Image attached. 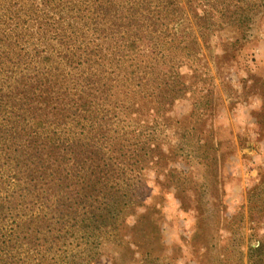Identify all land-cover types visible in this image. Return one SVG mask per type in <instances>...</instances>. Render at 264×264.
Here are the masks:
<instances>
[{
    "label": "trees",
    "instance_id": "16d2710c",
    "mask_svg": "<svg viewBox=\"0 0 264 264\" xmlns=\"http://www.w3.org/2000/svg\"><path fill=\"white\" fill-rule=\"evenodd\" d=\"M40 1L43 15L22 24L27 34L0 32V264H33L23 243L41 234L99 239L127 225L142 204L119 193L151 159L154 139L116 110L121 96L150 98L158 113L189 96L182 60L199 58L217 25L196 16V34L182 0ZM252 252V264L264 263L263 241Z\"/></svg>",
    "mask_w": 264,
    "mask_h": 264
},
{
    "label": "rangeland",
    "instance_id": "374dc122",
    "mask_svg": "<svg viewBox=\"0 0 264 264\" xmlns=\"http://www.w3.org/2000/svg\"><path fill=\"white\" fill-rule=\"evenodd\" d=\"M242 1L239 5L236 0H182L196 34V16L217 20L200 39L199 58L182 60L189 96L159 113L157 103L147 97L122 95L118 101L116 110L123 118L153 132L151 159L119 193L124 201L137 197L142 208L133 215L124 209L122 216L130 215L128 223L116 235L56 242L41 234V240L24 241L22 260L33 264L43 256L67 264L257 260L252 249L264 242V0H255L259 8L253 13L251 0ZM40 2L0 0V32L9 35L14 29L27 34L31 26L25 31L22 24L30 22L27 16L36 20L43 15ZM249 17L254 20L248 26L230 22ZM19 45L28 48L22 40ZM38 48L50 50L45 45Z\"/></svg>",
    "mask_w": 264,
    "mask_h": 264
}]
</instances>
